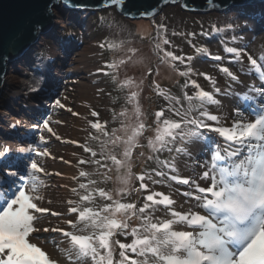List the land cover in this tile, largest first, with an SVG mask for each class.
<instances>
[{
	"label": "snow or ice",
	"instance_id": "1",
	"mask_svg": "<svg viewBox=\"0 0 264 264\" xmlns=\"http://www.w3.org/2000/svg\"><path fill=\"white\" fill-rule=\"evenodd\" d=\"M205 2L208 11L227 14L233 8L228 0ZM175 3L186 11L196 10L187 0H159L155 6L136 10L128 7L129 0H42L27 20L21 40L0 45L6 49L0 51V61H11L14 53L28 48L26 39L34 46L46 29L65 30L61 6L84 12L115 7L126 19L152 22L153 47L160 63L183 78L182 84L176 81L181 96L155 80L150 82L149 87L168 103L152 113L148 124L140 106L143 79L138 84L132 78L118 79L120 67L132 57L105 61L97 74L110 76L118 89L128 90L131 123L126 122V106L113 114L120 129L109 132L108 121H100L93 110L90 114L96 120L88 123L96 134L90 132L89 139L105 137L107 141H102L99 154L87 141H70L90 155L88 160H77V173L70 177L46 167V158L55 159L47 147L49 136L61 139L52 127L61 121H54L51 114L28 126L30 141L15 148L0 145V264H264V54L254 58L243 43L250 20L240 12L223 27L211 25L210 31L203 25L199 33L173 31L171 35L185 37L193 49V54L184 53L168 38L164 18L155 22L164 6ZM198 36L221 37L222 54L199 44ZM99 47L114 49L107 41ZM49 51L43 45L30 51V70L38 85L45 75L41 66L48 67ZM128 52L135 54L136 49ZM198 57L216 62L226 87L199 70L194 63ZM152 73L149 68L147 76ZM197 77H203L210 88L203 87ZM133 85L138 90H132ZM42 91L43 87L29 88L30 93ZM225 98L235 101L231 112L224 111ZM51 107L65 109L66 105L53 97ZM21 124L17 121L15 126ZM117 131L124 135L117 136ZM145 147L147 156L142 151ZM138 158L152 167L133 173ZM83 165H93L95 170H84ZM113 172L116 186H101L112 179L108 174ZM52 175L75 182V186L62 185L76 197L65 201L63 213L42 206L46 178ZM47 215L58 223L49 221L44 226L41 220ZM41 232L53 234L48 241L54 253L44 248Z\"/></svg>",
	"mask_w": 264,
	"mask_h": 264
},
{
	"label": "rangeland",
	"instance_id": "2",
	"mask_svg": "<svg viewBox=\"0 0 264 264\" xmlns=\"http://www.w3.org/2000/svg\"><path fill=\"white\" fill-rule=\"evenodd\" d=\"M255 11L248 9L236 11L232 9L228 11L227 14L216 11L189 13L183 11L179 5H168L157 15L155 22L158 24L161 22L162 18H164L163 22L169 26L168 38L175 45L179 46V49H182L184 53L193 54V49L188 45L185 37L179 35L173 36L171 35L173 31L199 33L201 31V25H203L204 30L210 31L211 25L216 24L223 27L226 21L230 20L237 12H240L248 16L250 20L248 31L245 33L246 38L243 40V43L247 45L250 54L254 55V49L256 48L255 44L257 43L258 37L261 36L264 40V28H258L260 21L264 20V5H259L257 12ZM60 12L63 19L66 20L65 30L60 31L57 29L56 32H53L52 39L42 35L39 39V43L42 41L41 45L56 53V56L52 57L51 60L45 61V64H50L51 68H53L52 65L61 67V79L56 86V88L58 87L56 92H58L57 97L62 99L66 108L53 110L51 107V100L42 98L46 101V105L41 111V116L44 114H51L54 121H61L59 124H52V127L61 139L57 140L55 137L49 136L47 147L52 157H55V159L51 157L46 158V167L48 171L52 173L59 172L52 168L51 162L56 160L64 163L60 159V157H63L64 160L71 162L70 164H64L72 167L73 175H75L77 173V168L75 167L77 160L80 158L88 160L90 155L85 153L83 148L78 144L70 143V141H78L79 144H84L87 141L98 154L101 151L102 141H107L105 137H101V140L97 141L89 139L90 132L94 135L96 134L95 130L91 129L88 123V121L96 120V118L92 117L90 114L93 110L99 113L100 121H108L107 128L109 132L113 129H120V122L119 120H113V114L119 113L126 106L129 109L126 122L131 123L132 107L126 105L128 90L125 89L122 91L118 89L110 76L97 74V69L102 67L105 61H118L120 59H127L128 56L132 57L131 60H128L126 65L120 67L118 79L122 81L126 78H132L137 84L143 79V90L140 92V106L148 124L152 123V113L168 103L163 97H158L155 94L149 87L150 82L155 80L162 88L169 90L173 95L181 96V89L176 84V81L179 80L182 84L183 78L179 77L168 64L160 63L153 47L155 31L150 20H127L120 16L114 8L101 10L90 16H87L86 13L72 15L62 10H60ZM222 35L223 34H221V36ZM141 37H143V39H141ZM220 38L219 36H213L211 39L206 40L203 36H198L196 40L199 44H207L212 53L219 52L222 54V46L219 43ZM105 41L113 44L114 49H101L99 45ZM39 46L35 49H38ZM129 48H135V54L128 52ZM85 49H87L86 60L82 65H78L75 61V57ZM194 63L198 66L200 71L215 76L221 88L226 87L225 77L214 67L216 62L209 60L207 57H198ZM18 66L19 64L16 69H18ZM30 68L31 62H27L24 70V78L28 90L30 87H38L35 73L31 71ZM149 68L153 70L151 76H147ZM15 71L14 69H10L8 73H14ZM41 71L46 73V69H44L43 66H41ZM42 78L43 77H41L40 80ZM241 78L244 80L247 79V77L243 75ZM197 79L203 87L206 89L210 88V85L203 77H197ZM257 83H259V81H257ZM82 85H86L90 88L89 98L85 101L80 97ZM132 90H138L136 85L132 86ZM239 90L240 89L237 88V91ZM7 97L8 94L5 91L3 102ZM63 97H67V99H63ZM67 108H71L72 112L67 111ZM73 112L78 113V115H73ZM41 116L38 119H40ZM45 135L48 134L46 133ZM116 135L122 136L124 132L117 131ZM147 135L151 136L152 133L148 132ZM32 138V134H28L23 139L18 136L17 142L20 144L22 141H30ZM142 143H146V141H142ZM0 145H4V143L1 141ZM108 148H110V145ZM108 148H105V151H107ZM142 151H144L145 156L149 154V150L146 147L142 149ZM74 153L75 155H73ZM97 158H99V155ZM80 167L89 172L95 170V166L93 165H83ZM146 167H152L151 162L146 163L144 158H138V160L133 163V173H140ZM108 175H110L112 179L101 186L112 189L116 186V175L114 172ZM62 179H64L63 176L56 175L46 178L48 187L43 190L42 194L44 200L42 201V205L53 212H65L67 207L65 201L68 198L76 199L65 187H62V185L75 186V182L70 179H67L68 183L61 182ZM133 183H136V181H133ZM49 221L51 224L58 223L57 218L51 215H47V219H42L41 223L44 226H48ZM52 235L53 234L50 233L49 237ZM48 238L46 239L47 243L55 249L53 244L48 241Z\"/></svg>",
	"mask_w": 264,
	"mask_h": 264
},
{
	"label": "bare ground",
	"instance_id": "3",
	"mask_svg": "<svg viewBox=\"0 0 264 264\" xmlns=\"http://www.w3.org/2000/svg\"><path fill=\"white\" fill-rule=\"evenodd\" d=\"M257 12V8H256ZM64 28L66 27V20L62 21ZM264 28V20L260 21L258 28ZM58 28H54V32L57 31ZM42 41L38 44L41 45ZM256 48L254 49V58L264 54V40L263 37L259 36L257 39V43L255 44ZM35 50V49H34ZM87 49L81 51L75 57V61L78 65H82L86 60ZM29 57L30 51L28 54ZM56 56L54 51L49 52V59ZM26 61H23L19 64L18 69L14 73H7L4 78V86L5 91L8 94L7 99L3 102L4 107L0 109V142L2 141L4 144H9L13 148H15L18 144V136L23 139L28 134H31V130L28 126L36 122L41 116V111L46 105V101L42 98V94H45L47 91L53 90L61 79V67L58 65L50 64L46 69V73L43 78L40 80V84L38 87H43V91L39 94L30 93L26 88V80H25V65ZM248 83H252L251 80L246 79ZM257 86L259 83L255 82ZM46 91V92H45ZM90 95V88L86 85H82L80 91V97L83 101L87 100ZM225 105L224 111L231 112L232 107L235 106V101L225 98L223 100ZM17 121H21L22 124L19 126H15ZM28 133V134H27ZM18 136H15L17 135ZM51 166L54 170L63 173L65 176L70 177L73 175L72 167L66 166L64 163L53 161L51 162ZM61 182L68 183V180L65 178L61 180ZM44 206V205H42ZM42 240H44V248L50 253H54L55 249H53L46 241V239L50 236V233L39 234ZM39 243V241H37Z\"/></svg>",
	"mask_w": 264,
	"mask_h": 264
},
{
	"label": "water",
	"instance_id": "4",
	"mask_svg": "<svg viewBox=\"0 0 264 264\" xmlns=\"http://www.w3.org/2000/svg\"><path fill=\"white\" fill-rule=\"evenodd\" d=\"M42 0H0V45H6L10 40H21L24 36V30L26 27V22L38 9ZM74 3L80 2V0H73ZM89 3H96L97 0H88ZM159 0H129L128 7L132 10H136L137 8H144L149 6H155ZM187 3L190 6L195 7V11L192 10H184L181 7L180 3L169 4V5H179L183 11L189 13H204L208 12L207 5L205 0H187ZM228 3L233 5L234 10L243 11L245 9L255 11L259 5H264V0H228ZM168 6V5H167ZM166 6L163 7V9ZM116 12L120 15L117 8L113 7ZM109 8H104L100 10H89L87 12L73 9L71 7L61 6L63 12H69L72 15L83 14L86 13L87 16L94 15L101 10H105ZM256 12V11H255ZM121 16V15H120ZM123 17V16H122ZM124 18V17H123ZM126 19V18H124ZM131 20V19H127ZM136 20H148V19H136ZM131 20V21H136ZM54 32V28L46 29L45 36H48L52 39V34ZM40 39V38H39ZM28 48L20 53L13 54V59L11 61H0V109L4 107L3 105V95L5 92L4 86V78L9 72L10 69L16 70L17 65L22 63L23 61L31 62V57L28 56L29 51L37 48L39 41L33 43L30 39L25 40ZM0 51H6L5 48L0 47ZM58 87L54 88L50 91H45V94H42L44 98L51 100L53 97L58 96V92H56ZM18 136V134L16 135Z\"/></svg>",
	"mask_w": 264,
	"mask_h": 264
},
{
	"label": "trees",
	"instance_id": "5",
	"mask_svg": "<svg viewBox=\"0 0 264 264\" xmlns=\"http://www.w3.org/2000/svg\"><path fill=\"white\" fill-rule=\"evenodd\" d=\"M145 167V166H144Z\"/></svg>",
	"mask_w": 264,
	"mask_h": 264
}]
</instances>
